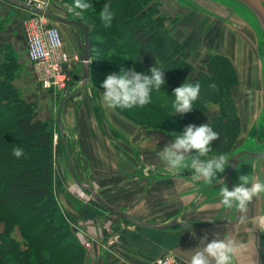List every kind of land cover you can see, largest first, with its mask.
Returning <instances> with one entry per match:
<instances>
[{
	"label": "rangeland",
	"instance_id": "obj_1",
	"mask_svg": "<svg viewBox=\"0 0 264 264\" xmlns=\"http://www.w3.org/2000/svg\"><path fill=\"white\" fill-rule=\"evenodd\" d=\"M22 1L45 8L60 16L81 21L88 27L91 39L96 41L90 48L92 49V63L96 68L80 93L68 99L61 110L60 119L64 122L66 147L70 157L69 154L66 156L59 140L56 115L59 103L65 94V85L67 84L68 87L66 91L68 95L75 92L81 84L80 77L74 79L73 75L81 76L82 74V66L79 64L81 60L79 61L78 58L83 48L82 31L78 26L59 23L47 16L0 0V63L11 57L9 64L12 66L10 69L13 75L12 83L18 88L20 96L26 101L35 103L38 116L41 119L50 120L54 126L53 156L56 196L67 214L71 228L85 249L81 262L70 260L68 264H88L90 255L101 254L103 251L118 257L119 261L126 262L124 264H133L128 257L129 253L121 248L122 233L116 232L114 227L118 230L119 223H125V225L127 223L126 226L119 227L127 235L126 237H129L126 238L128 240L133 237L138 239V234H144L145 229L133 221L108 211L88 190L77 185L71 177L69 159H72L74 171L80 178L79 181L82 180L81 182L93 186V190L106 202L138 216L142 221L164 222L176 209L170 212V208L168 209L165 204L167 198L165 190H168L172 183L152 182L153 179L170 175L167 164H162L158 150L171 139L174 132L181 131L186 124L190 123L188 116L186 114L182 116V119L174 118L167 110L157 109L153 105L110 108L104 104L101 95L103 89L100 88V84L106 73L118 71L121 66L130 67L131 65L127 61L106 54V49L114 48L116 52L126 55L128 54L126 48L129 47L128 45L123 47L124 40H120L115 33L107 31L106 26L99 19L100 9L109 0H92L93 6L83 11L69 10V5L73 3V0ZM146 1L149 5L158 7L159 14L164 17V26L171 36L184 45L185 51L189 53L188 60L195 71H205L207 59L214 53L225 54L234 65L236 82L228 93L234 105V113L239 119V127L232 135V149L240 146L252 135L253 129L256 130L258 120L264 122L262 120L263 56L256 33L243 16L220 2L188 0L192 4L189 6L179 0ZM142 2L145 1L136 0V3ZM110 3L117 12L113 20L115 26L121 22L118 19L121 15L118 10L122 6L119 8L117 6L122 5L123 1L110 0ZM38 16H42L47 24H53L59 28L64 40L65 51L69 55V61L60 69L59 74L52 75L45 80V73L49 69L45 67L43 70L37 67L29 59L27 51V28L32 23L31 20ZM135 17L133 16V19ZM144 18L146 16L142 15L140 22L139 19H134L129 26L142 23L141 29L146 35H151V40L148 42L149 48L164 57L166 51H169V44L172 43L165 38L157 22H152L151 17V21H146ZM72 42L76 50L69 52L66 49V43L71 44ZM163 61H166L165 57ZM171 65V70H174L181 67V62L180 60L175 61L172 57ZM194 76L196 74L191 73L190 80ZM214 98L216 97L206 101L207 110L204 120L211 119L220 111V103ZM86 105L91 109L89 113L92 122L80 119L84 106V114H88ZM70 111L74 114V121L68 117L67 112ZM16 145L18 143H14L13 147ZM214 151H216L215 148ZM158 165V169H152ZM256 171L257 166L254 168L253 175L251 174L253 179L264 178V166L258 176L255 174ZM201 201L202 199L199 200ZM248 203L251 204L245 208V225L240 226L243 231L239 227L236 229L237 239L234 241L236 242L237 260L240 264H262L263 230L259 231L260 235L259 232L255 234V222L258 215V221L260 214L264 217V193L257 194ZM254 204H256L255 207ZM221 206L226 207L222 202ZM5 207H0V246L3 243V250L0 251V264H40L39 257L32 252L34 247L29 246L26 239L22 238L21 222L11 224ZM232 207L235 209L237 206ZM220 218H222L220 213L212 217L214 220ZM88 224L103 225L101 227L104 235L102 233L89 234L86 228ZM257 225L258 228H262L258 222ZM179 228L180 226H173L161 229L152 228L147 231L153 233V231L161 230L176 233L180 231ZM207 228L210 227L197 228L199 230L185 229V238L192 241V239L199 240L200 236L205 234L213 238H216L217 233L219 238H227L229 235L227 231L217 229L200 231V229ZM41 231V228H38L35 233ZM164 233L150 236V238L149 236L140 238L139 242L149 245L152 249V241L155 245L164 241L166 238ZM231 236L230 233L229 237ZM254 237L257 238L255 241ZM15 242L19 243L20 250H25L19 259L15 258L13 249ZM42 248L48 250L46 247ZM176 252V248L169 249L168 252L155 257L154 264H156L155 260L162 255H170L175 259ZM49 264L64 263H61L57 257L51 256Z\"/></svg>",
	"mask_w": 264,
	"mask_h": 264
},
{
	"label": "trees",
	"instance_id": "obj_2",
	"mask_svg": "<svg viewBox=\"0 0 264 264\" xmlns=\"http://www.w3.org/2000/svg\"><path fill=\"white\" fill-rule=\"evenodd\" d=\"M122 1V5L118 3L117 6V8L122 6L118 10L121 13L118 19L121 22L115 26L112 23L106 28L107 31L115 33L120 40H124L122 46H129L126 48L128 54L116 52L114 48L106 49V54L127 61L130 66L134 65L137 70L145 72L154 63L166 67L165 88L169 95L172 88L178 86L184 79L190 80L191 73L196 74L191 81L199 82L201 89L195 106L191 111L183 114L172 115L170 112V116L182 119V116L187 114L190 123L199 124L205 121L210 123L220 132V138L213 141L215 150L232 152L234 150L232 135L239 127V119L234 113V105L228 93L236 82V69L228 56L223 53L211 54L206 62V70L195 71L188 60L189 53L185 51L180 41L169 34L163 24L164 17L159 14L156 5H149L146 0L142 3H136V0ZM139 10L141 11L138 14ZM142 15L146 16L144 18L146 21L157 22L165 38L172 43L169 44V51L164 55L166 61H163L164 57L149 48L151 35L144 33L140 26L142 23L129 26L134 19H139L140 22ZM133 16L136 17L133 19ZM88 33L92 46L96 41L91 39L89 30ZM91 54L92 49H90V76L96 68L92 63ZM172 57L175 61L180 60L181 67L171 70ZM10 60L11 57L0 63V207L6 206L11 224L21 222L22 238L26 239L29 246L34 247L32 252L39 257L40 264H49L51 256L57 257L64 264H68L70 260L81 262L84 246L71 228L67 214L56 196L54 126L50 120L38 116L35 103L26 101L20 96L18 88L12 83ZM213 97H216L214 99L220 103V111L211 119L204 120L207 110L206 101ZM152 105L157 109L168 111L162 103ZM10 112L12 113L9 114ZM59 140L65 149L60 134ZM14 143L24 148L22 156L17 157L13 154ZM38 228L42 231L36 234ZM18 244L15 242L13 249L15 258L19 259L25 250H20ZM2 245L0 251L3 250Z\"/></svg>",
	"mask_w": 264,
	"mask_h": 264
},
{
	"label": "clouds",
	"instance_id": "obj_3",
	"mask_svg": "<svg viewBox=\"0 0 264 264\" xmlns=\"http://www.w3.org/2000/svg\"><path fill=\"white\" fill-rule=\"evenodd\" d=\"M92 0H73L69 10H87L92 7ZM99 19L105 26H110L117 15L110 0L100 9ZM165 69L154 63L147 72L137 70L135 66H121L118 71H109L101 81L102 100L110 108L144 107L162 103L172 115L187 113L193 109L200 96L199 82L183 80L166 91ZM220 138V132L210 123H188L179 132H174L171 139L159 148L158 155L167 164L170 173L192 170V183L199 186L221 185L220 197L226 207L244 208L257 194L264 193V178L253 179L248 174H240L238 181L229 188L222 173L230 164V153L214 151L213 141ZM13 154L20 157L24 148L16 145ZM236 170L237 167L235 166ZM236 242L229 238L209 239L207 234L200 236V243L192 252L189 264H232Z\"/></svg>",
	"mask_w": 264,
	"mask_h": 264
},
{
	"label": "water",
	"instance_id": "obj_4",
	"mask_svg": "<svg viewBox=\"0 0 264 264\" xmlns=\"http://www.w3.org/2000/svg\"><path fill=\"white\" fill-rule=\"evenodd\" d=\"M11 4H14L20 8L26 9L28 11L47 16L49 18H52L53 20L64 23V24H71L78 26L80 30L82 31V43L83 48L80 53V59H81V66H82V74L81 76L74 74L73 78L78 79L80 77V87L73 93L68 94L67 96H64L58 106L57 109V123L59 128L61 129V110L63 108L64 103L72 98L73 96H76L80 93L83 86L88 83L90 78V48H91V41L89 38V33L87 27L79 20L72 19V18H66L63 16H60L58 14H55L45 8L32 5L30 3H27L22 0H6ZM186 5L192 6V4L188 0H179ZM216 2H220L222 4H225L235 10L237 13H239L241 16H243L250 26L252 27L253 31L256 33L260 47L262 50V56H263V69H264V0H213ZM264 75V74H263ZM262 120H264V94H263V105H262ZM62 139H64V136H62ZM231 158H230V164L226 167L224 173L221 175L224 176L225 181L227 183V186L231 188L233 186V183L238 181V176L240 174H248L251 176L253 175L254 168L257 166L256 175H259V172L262 171V167L264 166V122L258 120L256 130L252 131V135L247 138L240 146L236 147L232 152H230ZM235 166L239 171L236 170ZM171 175L173 173H170ZM178 176H184V177H192V170L191 169H185L180 173H176ZM175 174V175H176ZM74 179L76 183L81 186L82 188L88 190L99 202L100 204L106 208L108 211L115 213L119 215L120 217L133 221L137 224L143 225L148 228L153 229H161V228H169L173 226H180V227H202L217 223H224V224H234L238 222L242 216V210L243 208L235 207V210L232 211L231 214L233 217H230L229 215L225 218L220 219H211L208 221H201V222H182V221H173L165 224H159L154 225L150 224L146 221H142L124 211H120L118 209L113 208L109 204L105 203L101 197L88 185L82 183L79 181L75 176ZM192 179V178H191ZM220 187L221 185H205L201 181L198 189L199 194L195 197L193 200L192 205L199 202L200 199H202L201 202L206 203L210 199H213L214 197L219 196L220 197ZM205 197V198H204ZM221 199V197H220ZM222 202V201H221ZM223 204V203H222ZM225 206V205H224ZM264 212V209H263ZM261 256H262V264H264V231L262 235V245H261ZM176 264H189V262L185 261L184 259L175 256Z\"/></svg>",
	"mask_w": 264,
	"mask_h": 264
},
{
	"label": "crops",
	"instance_id": "obj_5",
	"mask_svg": "<svg viewBox=\"0 0 264 264\" xmlns=\"http://www.w3.org/2000/svg\"><path fill=\"white\" fill-rule=\"evenodd\" d=\"M6 1V0H5ZM8 2V1H7ZM14 5V4H13ZM66 49L71 52V50H76L75 44L72 42L71 44L66 43ZM66 103V102H65ZM65 103L63 105V108L65 106ZM66 107H68V105H66ZM87 112L88 114H84L85 112V106L82 109V115H81V121H89L92 122V118H91V114L89 112H91V109L89 108V106H87ZM69 119H72L73 121L75 120L74 118V114H72V112H67ZM84 115V116H83ZM79 116V115H78ZM89 116V117H86ZM64 118H65V112H64ZM65 121V120H64ZM68 122V121H67ZM58 125V123H57ZM61 129L58 126V131L59 134L62 138V136H64V139H62V141L65 144V149L64 152L66 154V156H70V153H68L67 151V147H66V134L64 133L65 129H64V122L61 119ZM66 139V140H65ZM71 157V156H70ZM115 159V158H114ZM70 162H68V164L70 163V173H71V177L72 179L75 181L74 176L80 180V178L77 176V173H75L74 171V167L72 165V159H69ZM162 164H165L164 162H162ZM161 164V165H162ZM159 165L157 167H153L152 169H158ZM162 167V166H161ZM151 169V170H152ZM192 177H184V176H178L177 174H170L167 177L164 178H160V179H153L152 182L157 183L160 182L162 184H168V183H172L171 187H169L168 190H165V196L167 197L165 200V204L167 206V208L170 210V212H172L173 210L176 209V211L172 212L170 214V216L167 218L166 221L164 222H150V221H146L150 224H154V225H159V224H165V223H169V222H173V221H182V222H199V221H208L211 220L212 217L216 214V213H222V207H221V199L219 196L214 197L213 199H210L209 201H207L206 203L203 202H197L194 205H192L193 200L195 199V197L199 194V189L198 186L192 183ZM82 181V180H81ZM84 184H86L85 182H82ZM77 184V183H76ZM78 185V184H77ZM88 185L90 188L94 189L93 186H91L90 184H86ZM81 187V186H80ZM98 194V193H97ZM99 195V194H98ZM100 196V195H99ZM205 198V197H204ZM102 199V197H101ZM105 203L109 204L110 206H112L115 209L116 208L114 205L106 202L104 199H102ZM174 207V208H172ZM120 210V209H118ZM120 211H124L138 219V216L126 211V210H120ZM216 217V216H215ZM243 223V222H242ZM127 225V223H126ZM125 223H119L118 225V230L117 227H114V229H116V232L120 231V233H122V250L125 252H128L129 255V259H131V261L133 262V264H154V258L164 254L165 252H168L169 249L171 248H176L177 249V254L175 256H178L182 259H184L187 262H190V258L193 252V249L199 245L200 243V239H192L188 241V238H185V229H189V230H199L197 228H205V227H210L207 229H200V231H213V230H223V231H227V234L230 235L231 233V237H229V235L227 236V238L235 240L236 238V229L238 228L236 223L234 224H215V225H209V226H204V227H180L179 230L176 233L175 232H169V231H147V230H151L152 228H147L143 225H140L142 228L145 229V231L143 232L144 234H138L137 238L133 237L131 240H128L126 238L127 235L125 233H123L121 227L126 226ZM241 223L238 224V226H240ZM103 225H87L86 228H88L89 234L92 235H96L97 233H102V235H104V230L101 227ZM121 226V227H119ZM99 227L101 228V230L99 231ZM240 228V227H239ZM241 229V228H240ZM242 230V229H241ZM122 231V232H121ZM243 231V230H242ZM162 232H165L164 234H166V238L164 239V241H160L158 244L155 245V243H153L152 241V249L149 245L147 244H142L141 242H139V239L143 237H147L150 236H154V235H158V234H162ZM150 234V235H148ZM105 237V236H103ZM209 239H212L213 237H208ZM195 241V242H194ZM245 241H247L245 239ZM247 246V245H245ZM241 247V246H240ZM252 250L254 251L253 247ZM236 253V254H235ZM239 254V253H238ZM237 251L235 250V252L233 253V259H235L236 264H238V260H237ZM254 257L257 256L254 255ZM240 258V256H239ZM128 259V260H129ZM126 262H122L119 261L118 257H115L111 254L108 253H104V251L101 254H94L93 256L90 255L89 257V261L88 264H124ZM176 264V263H175ZM240 264V263H239Z\"/></svg>",
	"mask_w": 264,
	"mask_h": 264
},
{
	"label": "built area",
	"instance_id": "obj_6",
	"mask_svg": "<svg viewBox=\"0 0 264 264\" xmlns=\"http://www.w3.org/2000/svg\"><path fill=\"white\" fill-rule=\"evenodd\" d=\"M31 21L27 28L28 57L40 69L44 70L45 67L49 69L45 73V80L59 74L60 69L69 61V55L65 51L62 34L56 25L47 24L42 16ZM78 58L80 61V54ZM64 88L65 96L68 93L66 92L67 84ZM155 262L156 264H175V259L170 255H162Z\"/></svg>",
	"mask_w": 264,
	"mask_h": 264
},
{
	"label": "flooded vegetation",
	"instance_id": "obj_7",
	"mask_svg": "<svg viewBox=\"0 0 264 264\" xmlns=\"http://www.w3.org/2000/svg\"><path fill=\"white\" fill-rule=\"evenodd\" d=\"M256 196V195H255ZM254 196V197H255ZM253 197V198H254ZM250 202V201H249ZM249 204H251V203H248V205L246 206V207H244L243 208V210H242V216H241V218H240V220L238 221V222H236V225H237V227H240V226H242V225H245V223H244V213H245V208H247L248 206H249ZM256 206V204H254V207ZM222 207V213H220V215H221V217L222 218H225V217H227L229 214H231L232 213V211H234L235 209H233V207H223V206H221ZM255 209V208H254ZM256 210V209H255ZM261 211V210H260ZM230 217H233L232 215H229ZM258 217H259V215L257 216V218H256V222H255V226H256V228H255V234H258V232L259 231H264V217H262L261 216V214H260V219H259V221H258ZM243 222V223H242ZM252 222H253V219H252ZM257 222H258V224H260L261 226H262V228H258V225H257ZM239 223H241V225L240 226H238V224ZM260 233L261 232H259V235H260ZM259 235H258V240H259ZM255 239H257V238H253V240L255 241ZM255 243V242H254ZM255 246H256V244H255ZM255 248V247H254ZM257 248V247H256ZM236 254V253H235ZM237 256V255H236ZM232 264H236V261H235V259H233V262H232ZM239 264V263H238Z\"/></svg>",
	"mask_w": 264,
	"mask_h": 264
},
{
	"label": "bare ground",
	"instance_id": "obj_8",
	"mask_svg": "<svg viewBox=\"0 0 264 264\" xmlns=\"http://www.w3.org/2000/svg\"><path fill=\"white\" fill-rule=\"evenodd\" d=\"M217 224H224V223H217ZM212 225H215V224H212ZM207 226H209V225H207ZM204 227V226H203ZM176 262V261H175Z\"/></svg>",
	"mask_w": 264,
	"mask_h": 264
}]
</instances>
